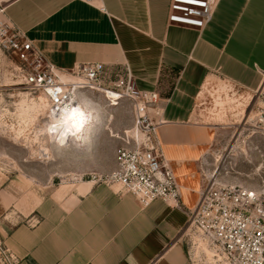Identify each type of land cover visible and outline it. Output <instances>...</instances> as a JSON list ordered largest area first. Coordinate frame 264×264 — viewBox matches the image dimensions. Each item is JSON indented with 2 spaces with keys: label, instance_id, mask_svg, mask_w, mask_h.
<instances>
[{
  "label": "crops",
  "instance_id": "obj_1",
  "mask_svg": "<svg viewBox=\"0 0 264 264\" xmlns=\"http://www.w3.org/2000/svg\"><path fill=\"white\" fill-rule=\"evenodd\" d=\"M169 6L170 0H7L6 22L57 70L101 64L106 81L130 76L139 92L158 94L163 123L156 139L180 187L177 204L142 205L95 181L81 182L68 198H44L31 213L37 223L4 229L17 264H193L182 233L217 130L198 124L197 102L214 77L246 92L260 87L264 0H222L203 32L170 26Z\"/></svg>",
  "mask_w": 264,
  "mask_h": 264
},
{
  "label": "rangeland",
  "instance_id": "obj_2",
  "mask_svg": "<svg viewBox=\"0 0 264 264\" xmlns=\"http://www.w3.org/2000/svg\"><path fill=\"white\" fill-rule=\"evenodd\" d=\"M5 24L0 14V28ZM16 64L17 58L4 48L0 36V264H17L4 242L6 227L37 223L31 213L44 198L61 200L72 196L83 181L100 183L115 168L118 152L140 143L143 134L136 125V101L88 92L83 96L90 103L84 109L92 123L86 140L54 142L45 130L57 119L44 97L18 80ZM113 82L104 79L103 88L110 90ZM201 92L197 122L217 129L206 157L208 166L202 167L203 183L214 178L219 185L264 189V137L245 125L255 102L247 109L248 92L218 77L211 78ZM147 110L155 121L159 109ZM190 257L193 264H222L217 258L208 260L194 246Z\"/></svg>",
  "mask_w": 264,
  "mask_h": 264
},
{
  "label": "built area",
  "instance_id": "obj_3",
  "mask_svg": "<svg viewBox=\"0 0 264 264\" xmlns=\"http://www.w3.org/2000/svg\"><path fill=\"white\" fill-rule=\"evenodd\" d=\"M221 1L170 0L168 24L203 32L213 21ZM6 2L0 0V7ZM4 13L5 7L0 10V14L4 16ZM0 36L4 48L17 58L18 80L46 97L55 112L71 108L78 97L88 92L104 90L101 64L82 65L70 72L59 71L8 23L0 28ZM65 76L72 80L64 82ZM109 89L138 103L136 125L143 134L140 143L136 141L133 147L118 152L115 168L101 178L100 183L115 189L119 197L131 196L142 205L153 201L177 204L180 187L156 139L157 128L163 123L159 119L160 110L155 121L147 114L148 107L159 109L158 94L139 92L130 76L118 77ZM249 93L250 103H255L245 125L264 137V77L260 87ZM250 103L247 109L252 106ZM182 237L189 252L193 246H205L222 264H264V189L219 185L214 178L204 182Z\"/></svg>",
  "mask_w": 264,
  "mask_h": 264
},
{
  "label": "bare ground",
  "instance_id": "obj_4",
  "mask_svg": "<svg viewBox=\"0 0 264 264\" xmlns=\"http://www.w3.org/2000/svg\"><path fill=\"white\" fill-rule=\"evenodd\" d=\"M62 80L64 82H68V81H71L72 78H68L67 76H65V77L62 78ZM98 91H99V93H104L106 96H111L113 94L114 95H118L119 97H121L120 99H122V95L119 94L118 92L105 90V89L104 90H98ZM44 99H45L46 103L48 104L49 109H50L51 113L53 114V117L55 119H57L55 122H52L51 124H49L47 126L46 130H45L46 133H49V134L53 135L52 140L54 142H57V141H60L63 138H70V139H73L77 143L84 142L86 140V138H87L88 128L90 127V124L92 123L91 120L85 125V127L82 130V132L79 133V135L82 137V139L81 140H76L75 137H73L71 132L69 131V129L72 128V125H73L74 121L69 120L68 117L71 115L72 111H75V110H78V109L85 112L84 106L88 105L90 103L89 100L86 99V97H84V96H80V97H78L76 99L75 104L71 108L64 109L61 112H55V110L50 107L51 105L47 102L46 97H44ZM115 100H117V99H115ZM253 102H252V104H253ZM247 117L248 116H246V118ZM137 133H140V132L137 131ZM195 248L198 251L201 250L208 260H213L214 257L217 258V256L214 255L213 252L209 248H207L205 246H203L201 248H199L198 246H195Z\"/></svg>",
  "mask_w": 264,
  "mask_h": 264
},
{
  "label": "clouds",
  "instance_id": "obj_5",
  "mask_svg": "<svg viewBox=\"0 0 264 264\" xmlns=\"http://www.w3.org/2000/svg\"><path fill=\"white\" fill-rule=\"evenodd\" d=\"M76 111H79L80 113H82V121L83 122L80 123L79 120L75 121V123L72 125V128H70L69 131L71 132L72 136L75 137L76 140H81L82 137L79 135V133L82 132L85 125L91 120L92 116L90 113H85L84 111L79 110V109ZM60 143L63 144L64 140L61 139Z\"/></svg>",
  "mask_w": 264,
  "mask_h": 264
},
{
  "label": "snow or ice",
  "instance_id": "obj_6",
  "mask_svg": "<svg viewBox=\"0 0 264 264\" xmlns=\"http://www.w3.org/2000/svg\"><path fill=\"white\" fill-rule=\"evenodd\" d=\"M68 119L71 120V121H74V123L77 120H79L80 123L83 122L82 121V113H80L79 111H76V110L71 112V115L68 117Z\"/></svg>",
  "mask_w": 264,
  "mask_h": 264
}]
</instances>
